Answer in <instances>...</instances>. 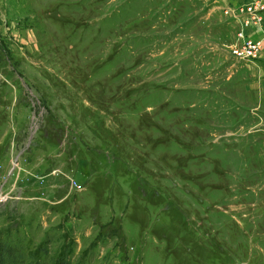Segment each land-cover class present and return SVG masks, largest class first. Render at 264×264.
I'll use <instances>...</instances> for the list:
<instances>
[{
	"label": "rangeland",
	"instance_id": "1",
	"mask_svg": "<svg viewBox=\"0 0 264 264\" xmlns=\"http://www.w3.org/2000/svg\"><path fill=\"white\" fill-rule=\"evenodd\" d=\"M211 1L7 0L0 240L43 264H264V91Z\"/></svg>",
	"mask_w": 264,
	"mask_h": 264
},
{
	"label": "crops",
	"instance_id": "2",
	"mask_svg": "<svg viewBox=\"0 0 264 264\" xmlns=\"http://www.w3.org/2000/svg\"><path fill=\"white\" fill-rule=\"evenodd\" d=\"M253 0H212L209 4L211 8H216L218 14L214 12L213 9L210 11V18L216 19L221 16V20L219 21L223 25L224 32L231 36L232 44L236 41V34L240 29V24L237 19V9L241 4L246 2H250ZM7 6V0H0V34H3L6 31V28L11 21L9 20L11 16V11ZM212 15V16H211ZM216 23V22H214ZM222 29V28H221ZM246 32L253 36L254 38H263L264 39V24L261 28H247ZM231 44V45H232ZM230 47V46H229ZM230 51V48H229ZM247 75V84L248 88L250 87V82H252V87L255 90L264 91V48L260 58L256 61V63L248 68H245ZM250 89H252L250 87ZM264 104V101L261 100L259 104Z\"/></svg>",
	"mask_w": 264,
	"mask_h": 264
},
{
	"label": "built area",
	"instance_id": "3",
	"mask_svg": "<svg viewBox=\"0 0 264 264\" xmlns=\"http://www.w3.org/2000/svg\"><path fill=\"white\" fill-rule=\"evenodd\" d=\"M240 29L236 41L230 45V53L239 61L256 62L263 51L264 39L249 35L247 28H261L264 24V0L241 4L237 9Z\"/></svg>",
	"mask_w": 264,
	"mask_h": 264
},
{
	"label": "trees",
	"instance_id": "4",
	"mask_svg": "<svg viewBox=\"0 0 264 264\" xmlns=\"http://www.w3.org/2000/svg\"><path fill=\"white\" fill-rule=\"evenodd\" d=\"M68 253L59 260L60 264H71ZM0 264H43L39 260L28 262L24 251L9 239L0 240Z\"/></svg>",
	"mask_w": 264,
	"mask_h": 264
}]
</instances>
